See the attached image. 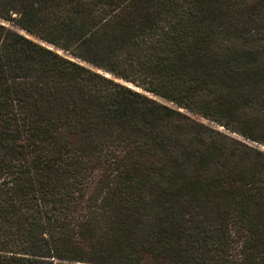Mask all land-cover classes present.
<instances>
[{
  "label": "trees",
  "instance_id": "16d2710c",
  "mask_svg": "<svg viewBox=\"0 0 264 264\" xmlns=\"http://www.w3.org/2000/svg\"><path fill=\"white\" fill-rule=\"evenodd\" d=\"M0 20V264H264V0Z\"/></svg>",
  "mask_w": 264,
  "mask_h": 264
},
{
  "label": "rangeland",
  "instance_id": "374dc122",
  "mask_svg": "<svg viewBox=\"0 0 264 264\" xmlns=\"http://www.w3.org/2000/svg\"><path fill=\"white\" fill-rule=\"evenodd\" d=\"M0 23L3 24V25H5L6 27H8V28H10V29H12V30L18 32L19 34L25 36L26 38H28V39H30V40H32V41H34V42H36V43H38V44H40V45H42V46H45V47H47V48H49V49H52V50L56 51L58 54H60V55H62V56H64V57H67V58H69V59H72L73 61H76V62H78V63H80L81 65H84V66H86V67H89V68H91V69H94V70L98 71L99 73H103V74H105L107 77L113 78L112 76H110V75L107 74L106 72H103V71H101V70H97V69H95V68L90 67L88 64H86V63H84V62H82V61H79V60H77L76 58H73L72 56H70L69 54L63 52L62 50L55 48V47L52 46L51 44H49V43H47V42H44L43 40H41V39H39V38H37V37H35V36H33V35L27 33L26 31H24V30H22V29L17 28L16 26H14V25H12V24H9V23L4 22V21H2V20H0ZM113 79H114V78H113ZM117 81L122 82V80H117ZM122 83H124V84H126V85H128V86L132 85V84H130V83H126V82H122ZM137 89H138V88H137ZM180 110L183 111L182 109H180ZM185 113H186L187 115H189L191 118H193L194 120H197V121H200V122L206 123V124H208V125H210V126H212V127H214V128L219 129L220 131H222V132H224V133H226V134H228V135H231V136H233V137H236V138H238V139H241V138H239L238 136H236L235 134H231V133H229L228 131L224 130L222 127H217V126H215V125L209 124V123H208L207 121H205L204 119H202V118H200V117H198V116H195V115H193V114H191V113H188V112H185ZM246 142L249 143V144H251V145H256V143H253V142H248V141H246ZM257 147H258V146H257ZM260 148L264 150V147H260Z\"/></svg>",
  "mask_w": 264,
  "mask_h": 264
},
{
  "label": "water",
  "instance_id": "95a60500",
  "mask_svg": "<svg viewBox=\"0 0 264 264\" xmlns=\"http://www.w3.org/2000/svg\"><path fill=\"white\" fill-rule=\"evenodd\" d=\"M129 87H132L133 89H136V90H139V91H141L140 89H137V87H135V86H133V85H130ZM146 94H149V93H147V92H145Z\"/></svg>",
  "mask_w": 264,
  "mask_h": 264
}]
</instances>
